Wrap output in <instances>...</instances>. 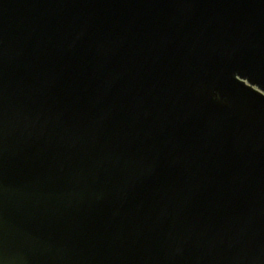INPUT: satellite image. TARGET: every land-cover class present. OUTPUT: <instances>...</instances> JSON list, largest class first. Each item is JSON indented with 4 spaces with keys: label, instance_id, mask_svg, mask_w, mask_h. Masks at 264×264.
Returning a JSON list of instances; mask_svg holds the SVG:
<instances>
[{
    "label": "water",
    "instance_id": "water-1",
    "mask_svg": "<svg viewBox=\"0 0 264 264\" xmlns=\"http://www.w3.org/2000/svg\"><path fill=\"white\" fill-rule=\"evenodd\" d=\"M0 264H264V0H0Z\"/></svg>",
    "mask_w": 264,
    "mask_h": 264
}]
</instances>
